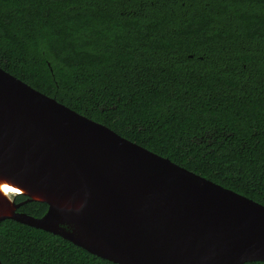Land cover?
Wrapping results in <instances>:
<instances>
[{
	"label": "trees",
	"instance_id": "16d2710c",
	"mask_svg": "<svg viewBox=\"0 0 264 264\" xmlns=\"http://www.w3.org/2000/svg\"><path fill=\"white\" fill-rule=\"evenodd\" d=\"M0 66L264 204V0H0ZM27 199L17 211L49 207ZM0 258L118 264L14 218L0 222Z\"/></svg>",
	"mask_w": 264,
	"mask_h": 264
},
{
	"label": "water",
	"instance_id": "95a60500",
	"mask_svg": "<svg viewBox=\"0 0 264 264\" xmlns=\"http://www.w3.org/2000/svg\"><path fill=\"white\" fill-rule=\"evenodd\" d=\"M0 173L51 200L0 216L59 234L118 264L264 261V204L187 169L0 66ZM0 264H3L0 258Z\"/></svg>",
	"mask_w": 264,
	"mask_h": 264
},
{
	"label": "bare ground",
	"instance_id": "6f19581e",
	"mask_svg": "<svg viewBox=\"0 0 264 264\" xmlns=\"http://www.w3.org/2000/svg\"><path fill=\"white\" fill-rule=\"evenodd\" d=\"M27 193L31 194L33 198H39L43 200H51L55 205L67 208V209H79L82 205L81 200L76 199L72 200L69 198H61L58 196H51L45 192H39L33 190L32 188L21 184V182L15 180L14 178L0 173V216L12 215L15 209V206L12 202L11 194L12 193Z\"/></svg>",
	"mask_w": 264,
	"mask_h": 264
},
{
	"label": "rangeland",
	"instance_id": "374dc122",
	"mask_svg": "<svg viewBox=\"0 0 264 264\" xmlns=\"http://www.w3.org/2000/svg\"><path fill=\"white\" fill-rule=\"evenodd\" d=\"M14 195H15V194H14V193H12V194H11V197H13Z\"/></svg>",
	"mask_w": 264,
	"mask_h": 264
},
{
	"label": "flooded vegetation",
	"instance_id": "af4514ba",
	"mask_svg": "<svg viewBox=\"0 0 264 264\" xmlns=\"http://www.w3.org/2000/svg\"><path fill=\"white\" fill-rule=\"evenodd\" d=\"M14 199H15V197H14ZM16 203H18L17 201H15Z\"/></svg>",
	"mask_w": 264,
	"mask_h": 264
}]
</instances>
